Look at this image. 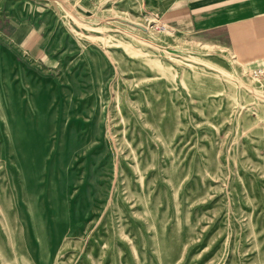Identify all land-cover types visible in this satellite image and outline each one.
<instances>
[{
	"label": "rangeland",
	"instance_id": "rangeland-1",
	"mask_svg": "<svg viewBox=\"0 0 264 264\" xmlns=\"http://www.w3.org/2000/svg\"><path fill=\"white\" fill-rule=\"evenodd\" d=\"M189 1L0 0V264H264V65Z\"/></svg>",
	"mask_w": 264,
	"mask_h": 264
},
{
	"label": "crops",
	"instance_id": "crops-1",
	"mask_svg": "<svg viewBox=\"0 0 264 264\" xmlns=\"http://www.w3.org/2000/svg\"><path fill=\"white\" fill-rule=\"evenodd\" d=\"M174 12L178 31L229 50L245 66L264 65V0H190Z\"/></svg>",
	"mask_w": 264,
	"mask_h": 264
},
{
	"label": "built area",
	"instance_id": "built-area-1",
	"mask_svg": "<svg viewBox=\"0 0 264 264\" xmlns=\"http://www.w3.org/2000/svg\"><path fill=\"white\" fill-rule=\"evenodd\" d=\"M253 73H254L256 76L264 75V66H263V67H260V68H257V69H254V70H253Z\"/></svg>",
	"mask_w": 264,
	"mask_h": 264
}]
</instances>
